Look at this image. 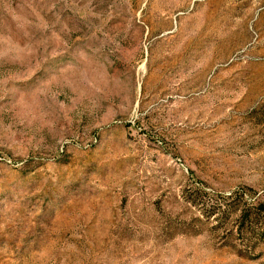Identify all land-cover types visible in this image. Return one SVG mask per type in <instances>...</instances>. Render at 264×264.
<instances>
[{
  "label": "rangeland",
  "instance_id": "374dc122",
  "mask_svg": "<svg viewBox=\"0 0 264 264\" xmlns=\"http://www.w3.org/2000/svg\"><path fill=\"white\" fill-rule=\"evenodd\" d=\"M262 201L264 0H0V264H264Z\"/></svg>",
  "mask_w": 264,
  "mask_h": 264
},
{
  "label": "trees",
  "instance_id": "16d2710c",
  "mask_svg": "<svg viewBox=\"0 0 264 264\" xmlns=\"http://www.w3.org/2000/svg\"><path fill=\"white\" fill-rule=\"evenodd\" d=\"M260 203H261V206H264V201H262ZM222 206H223L222 202L217 203V204L212 206V210L211 211L213 213H217V214H218V212L219 213L221 212L222 215H223V213L226 214L225 212H226V210H229V208H226V207L223 208ZM252 213H254V214H251V219L253 218V215H256V212H252ZM248 215H250V213L245 210L239 215V218H241V221H244V216H248ZM260 233L264 234V222H263V225H262Z\"/></svg>",
  "mask_w": 264,
  "mask_h": 264
}]
</instances>
